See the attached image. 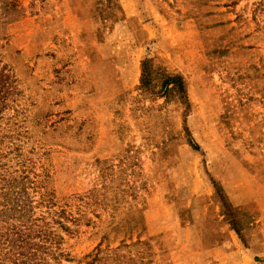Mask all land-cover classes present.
<instances>
[{"label":"rangeland","instance_id":"obj_1","mask_svg":"<svg viewBox=\"0 0 264 264\" xmlns=\"http://www.w3.org/2000/svg\"><path fill=\"white\" fill-rule=\"evenodd\" d=\"M59 1L0 0V224L60 237L0 264H264V0Z\"/></svg>","mask_w":264,"mask_h":264},{"label":"trees","instance_id":"obj_2","mask_svg":"<svg viewBox=\"0 0 264 264\" xmlns=\"http://www.w3.org/2000/svg\"><path fill=\"white\" fill-rule=\"evenodd\" d=\"M148 65V61L144 62L143 70L146 72ZM170 79L167 83L168 85H171L173 82L178 81V77H169ZM172 81V82H170ZM143 82L147 83L148 81L145 79V76L143 77ZM176 84V83H175ZM60 214H64L63 211H61ZM22 215H20L18 218L20 219ZM1 220V219H0ZM35 225H37V231L33 233V230L35 229ZM59 226L63 230H68L69 227L63 223L62 221H59ZM236 225L233 226V228L238 231L235 228ZM4 225L0 224V260L4 261V257H1L2 255H6L8 253V249L12 250L11 244L13 246H16L18 248V256L20 258L25 257L26 255H34L36 257L37 253L42 250H49L50 254L55 256L57 254V250L60 246V242H58V238L60 239L59 235L55 232H48V224L46 222L34 224V223H26V226L24 227H10L8 226L6 229H4ZM51 234V236L49 235ZM28 247H31L29 250H27ZM54 247H56V250H54ZM33 248V249H32ZM111 251V250H108ZM101 250L99 251V253ZM2 254V255H1ZM65 255L62 253L60 256ZM105 257H99V255H96L91 261H88V264H100V262ZM22 260V259H21ZM23 264L25 263L22 261ZM99 262V263H98ZM47 264V263H46Z\"/></svg>","mask_w":264,"mask_h":264},{"label":"crops","instance_id":"obj_3","mask_svg":"<svg viewBox=\"0 0 264 264\" xmlns=\"http://www.w3.org/2000/svg\"><path fill=\"white\" fill-rule=\"evenodd\" d=\"M90 1L91 0H89L88 2H90ZM123 1L124 0H115L111 4L112 8H114L116 6L118 8L122 7L124 9L125 6L122 4ZM67 3H70L69 0H60L59 1V4H62V5H65ZM70 9H67V14H66V16H64V18L73 20L74 19L73 13H72L73 10L72 9L70 10ZM114 9L116 10V8H114ZM84 10L93 11V8H92V6H90V7L86 6L84 8ZM116 12L121 13V10H117ZM209 208L204 207V212L208 213V215H207L208 217L215 218L214 214L209 216V212H210ZM238 212H239V216H240V227L242 230H245L246 225H245L244 220L242 219L244 209L240 208V209H238ZM215 227L218 228V230H216V233L222 231L220 243H218L219 244L218 247H220V251H221L222 255H220V257H217L219 260L217 261L216 264H238V259L240 258V251H242V255L245 257L244 260H246V262L244 264H247V263L250 264L252 259L248 257V254H246L247 251L244 248H242V245L238 239L237 232L233 228H231L226 222H224V223L222 222L221 225L215 226ZM251 240H253V238ZM251 240H250V242H251ZM253 241L255 242V239ZM212 250L213 249H209V251H212ZM212 252L213 253L211 255H209L208 258L211 256H214V251H212ZM198 253H201V252H198ZM211 258L213 259L215 257H211ZM199 260H200V263L196 262L197 264H205L204 262L208 261L210 259H207L206 256H202L201 258H199ZM243 262H242V264H243ZM253 264H255V263H253Z\"/></svg>","mask_w":264,"mask_h":264}]
</instances>
